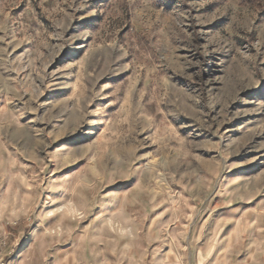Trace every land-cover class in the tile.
<instances>
[{"label": "rangeland", "instance_id": "374dc122", "mask_svg": "<svg viewBox=\"0 0 264 264\" xmlns=\"http://www.w3.org/2000/svg\"><path fill=\"white\" fill-rule=\"evenodd\" d=\"M80 242L264 264V0H0V254Z\"/></svg>", "mask_w": 264, "mask_h": 264}, {"label": "crops", "instance_id": "0c3cea01", "mask_svg": "<svg viewBox=\"0 0 264 264\" xmlns=\"http://www.w3.org/2000/svg\"><path fill=\"white\" fill-rule=\"evenodd\" d=\"M76 245L71 248L69 246H57L56 249L52 250L54 255L50 258L52 261L50 264H90L88 254H86V258L79 256L81 242ZM18 259L20 260V257Z\"/></svg>", "mask_w": 264, "mask_h": 264}, {"label": "built area", "instance_id": "2783aa9c", "mask_svg": "<svg viewBox=\"0 0 264 264\" xmlns=\"http://www.w3.org/2000/svg\"><path fill=\"white\" fill-rule=\"evenodd\" d=\"M0 264H6L4 258L1 256V254H0Z\"/></svg>", "mask_w": 264, "mask_h": 264}, {"label": "trees", "instance_id": "16d2710c", "mask_svg": "<svg viewBox=\"0 0 264 264\" xmlns=\"http://www.w3.org/2000/svg\"><path fill=\"white\" fill-rule=\"evenodd\" d=\"M244 1L247 3H255V2H258L259 0H244Z\"/></svg>", "mask_w": 264, "mask_h": 264}]
</instances>
